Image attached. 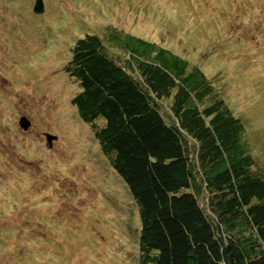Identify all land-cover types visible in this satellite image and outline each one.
<instances>
[{
  "label": "rangeland",
  "instance_id": "1",
  "mask_svg": "<svg viewBox=\"0 0 264 264\" xmlns=\"http://www.w3.org/2000/svg\"><path fill=\"white\" fill-rule=\"evenodd\" d=\"M33 3L0 0V264H139L135 203L71 104L80 88L63 70L75 40L105 26L211 77L264 171V0H43L42 14ZM37 196L49 202L34 205Z\"/></svg>",
  "mask_w": 264,
  "mask_h": 264
},
{
  "label": "trees",
  "instance_id": "2",
  "mask_svg": "<svg viewBox=\"0 0 264 264\" xmlns=\"http://www.w3.org/2000/svg\"><path fill=\"white\" fill-rule=\"evenodd\" d=\"M100 34L78 37L63 70L135 203L139 264H264V171L221 88L156 42L112 26ZM37 209L36 220L48 216Z\"/></svg>",
  "mask_w": 264,
  "mask_h": 264
},
{
  "label": "water",
  "instance_id": "3",
  "mask_svg": "<svg viewBox=\"0 0 264 264\" xmlns=\"http://www.w3.org/2000/svg\"><path fill=\"white\" fill-rule=\"evenodd\" d=\"M33 10L36 13H41L43 11V1L42 0H35L33 5ZM19 126L22 127V129L26 130L30 126V120L26 116H21L19 118ZM47 141L51 144L52 138H56V136L51 135L49 133H45ZM49 144V145H50Z\"/></svg>",
  "mask_w": 264,
  "mask_h": 264
}]
</instances>
